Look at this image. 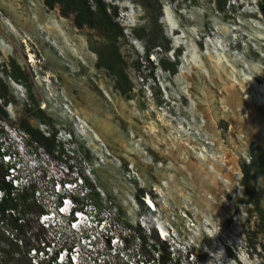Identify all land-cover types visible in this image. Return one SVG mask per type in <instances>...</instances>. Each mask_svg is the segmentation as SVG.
Instances as JSON below:
<instances>
[{
  "label": "rangeland",
  "instance_id": "rangeland-1",
  "mask_svg": "<svg viewBox=\"0 0 264 264\" xmlns=\"http://www.w3.org/2000/svg\"><path fill=\"white\" fill-rule=\"evenodd\" d=\"M103 1L123 28L115 46L132 84L125 95L95 66L92 49L106 42L94 30L75 28L72 16L62 17L58 7L47 10L43 0H0V82L11 108L17 111L20 94L29 105L17 113L19 126L25 121L36 129L39 121L69 136L99 164L98 188L124 208L140 206V190L151 192L174 222L193 224L204 242L228 246L233 261L227 264H264V255L246 241L263 239L239 170L250 143L264 150V12L258 0H227L223 12L209 0ZM129 6L132 11L125 10ZM151 16L167 41L163 56L176 62L174 75L157 67L155 53L144 57ZM11 61L27 77L29 92L10 77ZM14 82L21 93L10 88Z\"/></svg>",
  "mask_w": 264,
  "mask_h": 264
},
{
  "label": "built area",
  "instance_id": "built-area-1",
  "mask_svg": "<svg viewBox=\"0 0 264 264\" xmlns=\"http://www.w3.org/2000/svg\"><path fill=\"white\" fill-rule=\"evenodd\" d=\"M11 87H19L11 83ZM21 93V92H19ZM0 98V264H227L224 244L204 242L193 224L169 218L151 192L132 210L97 186L95 169L69 136L36 121L49 149L24 131ZM62 135V136H61ZM149 201V203H148Z\"/></svg>",
  "mask_w": 264,
  "mask_h": 264
},
{
  "label": "trees",
  "instance_id": "trees-1",
  "mask_svg": "<svg viewBox=\"0 0 264 264\" xmlns=\"http://www.w3.org/2000/svg\"><path fill=\"white\" fill-rule=\"evenodd\" d=\"M209 1L215 5V9L219 12H223L227 2V0ZM43 4L47 10L58 7L59 14L62 17L72 16V24L75 28L86 27L87 29L94 30L97 35L106 42L103 49H92V52L96 55L95 66L98 69H104L113 78L115 88L120 94L125 95L128 93L132 88V84L125 73L127 64L122 59L115 46L118 38L123 37V28L116 22L117 17L114 11H111V5L103 0H43ZM256 7L263 13L264 0L256 1ZM149 25L150 28L145 34L147 44L144 57L147 58L149 53H155L158 57L157 67L169 75H174L176 73V62H171L163 56L164 52L167 50V41L165 40L160 25L157 23L156 16H151V18H149ZM142 36L144 37V35ZM154 49H157L159 52H155ZM10 66L12 69L10 77L17 83L23 81L26 91L29 92L30 88L26 86L27 77L22 73L20 67L13 61L10 62ZM139 67L138 63L133 64V69L135 71H139ZM151 74H149L150 77ZM9 97L7 86L0 82V98L7 103ZM0 113H2L1 109ZM35 115L37 117H42L39 110ZM20 126L24 131L30 134L32 138L44 144L47 149L50 148L49 140L44 139L37 130L32 128L27 122L21 121ZM239 170L242 195L246 198L245 203L250 207L249 211L252 212L257 223L261 227L263 239L261 244L253 243L250 236H248L246 241L257 256H262L264 255V150L256 143H250L248 145V162L241 163L239 165ZM139 192L141 195L144 190H140ZM138 197L139 195L136 196V198ZM0 251H2V248H0ZM229 255L231 256L230 253Z\"/></svg>",
  "mask_w": 264,
  "mask_h": 264
},
{
  "label": "clouds",
  "instance_id": "clouds-1",
  "mask_svg": "<svg viewBox=\"0 0 264 264\" xmlns=\"http://www.w3.org/2000/svg\"><path fill=\"white\" fill-rule=\"evenodd\" d=\"M256 3V2H255ZM125 10H128V11H132V6H129L127 8H125ZM12 90H16L18 93L21 92L17 87H11ZM14 97V96H13ZM15 99V98H14ZM10 103V101H8ZM12 102H14V100H12ZM236 246V245H235ZM228 246L224 245V249H225V253L227 255H229V252H228V249H227Z\"/></svg>",
  "mask_w": 264,
  "mask_h": 264
},
{
  "label": "bare ground",
  "instance_id": "bare-ground-1",
  "mask_svg": "<svg viewBox=\"0 0 264 264\" xmlns=\"http://www.w3.org/2000/svg\"><path fill=\"white\" fill-rule=\"evenodd\" d=\"M24 42V41H23ZM28 58H30V60H29V62H32L33 63V60H32V55L30 54V52H28ZM148 203H149V201H148Z\"/></svg>",
  "mask_w": 264,
  "mask_h": 264
}]
</instances>
